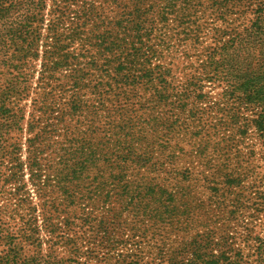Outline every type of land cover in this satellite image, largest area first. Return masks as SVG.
<instances>
[{
    "label": "trees",
    "instance_id": "16d2710c",
    "mask_svg": "<svg viewBox=\"0 0 264 264\" xmlns=\"http://www.w3.org/2000/svg\"><path fill=\"white\" fill-rule=\"evenodd\" d=\"M211 13L219 22L212 30L213 50L190 67L179 88L170 77L173 66L157 63L169 46L160 35L171 29L173 35L182 33L183 41L197 43L204 31L201 16ZM77 41L80 46L69 51ZM57 53L65 55V66L78 56L101 62L89 59L71 67L59 82L51 78L62 63L55 60ZM37 60L40 76L30 81L21 67ZM91 66L95 83L86 81ZM198 72L225 85L226 101H237L222 109L207 135L183 138L181 132L199 124L198 112L187 108L189 91L200 89ZM249 125L264 142V0H0V179L12 187L16 206H24L28 217L17 216L22 236L34 238L38 249L22 256L15 238L0 226V238L7 241L0 264H264V219L257 220L264 215V173L256 165L231 148L236 156L207 162L209 175H196L192 168L168 164L167 154L163 163L152 162L157 153L147 144L137 153L133 148L134 142H234ZM225 129L231 134L217 135ZM140 167L142 173L128 177V169ZM150 169L163 174L162 182L142 191L156 180L144 173ZM26 173L33 194L23 180ZM248 176L253 181L245 186ZM59 186L72 189L60 195ZM197 186L209 191L206 199L196 196ZM251 197L256 198L252 206ZM211 199L212 227L200 215L206 211L203 202ZM99 202L106 208L104 226L91 229L102 239L100 258L95 235L79 247L76 238L55 234L67 252L40 254L41 242L34 237L38 208L52 233L57 231L53 216L63 212L60 223L78 229L79 238L88 221L69 212ZM71 219H79L76 228Z\"/></svg>",
    "mask_w": 264,
    "mask_h": 264
},
{
    "label": "rangeland",
    "instance_id": "374dc122",
    "mask_svg": "<svg viewBox=\"0 0 264 264\" xmlns=\"http://www.w3.org/2000/svg\"><path fill=\"white\" fill-rule=\"evenodd\" d=\"M46 8L44 9V13L47 12L48 8L50 7V1L46 2ZM157 14V13H155ZM160 14V13H158ZM171 17V15H168ZM199 16H201L199 14ZM200 21L204 23V31L199 34L198 39L199 42L197 43H191L189 41L185 42L182 40V33L179 34H174L171 29L165 30L163 34L160 35V38H164V41L169 44L168 48L163 47V55L162 59L160 61H157V63H163V65H172V74H170L171 79L176 85H179V88L183 87L185 79L188 78L189 76V70L190 67H193L192 65H196L199 63H202V61L205 59V53L212 52L213 47H214V39H213V34L212 30L215 26H218L217 23H219L216 19L215 16L211 14H207L204 16H201ZM45 24L48 22V15L45 16L44 20ZM171 33L172 36L169 34ZM43 40H45V30L43 34ZM50 40V39H47ZM80 46V41H77V43H73L69 47V51H73L72 49H77ZM157 47V46H154ZM42 48V46H41ZM58 55H55L56 59L55 60H60L62 63L58 66L55 67L53 70L52 74V79H55L56 81H64L65 80V75L69 74L71 67L75 66H82L85 61L94 60L101 62V59L99 57H77L76 60H72L74 63L70 64L68 66H65L64 63L66 62L65 55L57 53ZM65 54V53H64ZM162 55V56H163ZM154 62V60H152ZM171 63V64H167ZM41 64L40 60L37 61H31L28 63H25L21 67V72H24L25 76L28 78V80L35 81L38 79L40 76V70H41ZM88 73H86L87 80L88 82L95 83V76L94 74L96 71L93 69L91 66L88 70ZM197 78L200 79V89H191L189 91L190 97H189V107L193 108L198 112V125L195 124V127L185 130L184 132H181L183 135V138H186L187 136L193 135L196 136L200 134L201 136L207 135L211 131L210 126L214 123L217 122L222 115V112L224 108L233 106L236 104V99L234 101L230 99L229 101H226L223 96L222 92L225 89V85L218 83L214 80L206 81V79L203 78V75L200 74V72L195 73ZM47 78V75H45ZM45 78V79H46ZM196 78V79H197ZM200 94V95H199ZM197 96H201L197 98ZM199 100H196V99ZM26 104H29L30 100L27 99L25 100ZM27 113L25 114L26 117H28V113L30 112V108H26ZM246 113H249L246 111L245 113L242 114V116H246ZM36 114V112H35ZM187 112L183 114V116H186ZM199 126V127H198ZM200 128V129H199ZM199 129V130H198ZM230 131L228 129L221 130L217 135L219 136H228ZM13 139L15 137L14 134L11 135ZM25 134L22 140H24ZM57 139V137H55ZM11 142H6V144H10ZM24 143V142H22ZM61 143V142H59ZM141 143V144H140ZM147 144L149 150L153 152L154 154L157 153L156 158L152 161L156 163L157 165L160 163H163L165 154L168 155L166 157V161L168 164L172 161V165L174 168L178 167H187V168H192L194 169V172H196V175H200L201 173H206L208 174V170L206 169V163L209 162L212 164V160H216L219 158H233L236 156L232 151L233 149H237V153L241 158H244L246 160H249L252 162V164L256 165V167L259 169L257 172L259 173H264V161L262 160L264 156V142H261V139L259 136L256 134L254 128L249 125L248 127V132L242 136L241 138L239 137L238 141L234 142H191L188 139L186 140H178L177 142H134V151L137 153V151H140L145 145ZM6 145V146H7ZM233 148V149H231ZM226 150H228L226 152ZM23 154H22V159H25V146H23ZM174 152V153H172ZM0 161H2V158L0 157ZM137 167V166H136ZM168 168V167H166ZM153 169L150 170H145V174H149L150 176H156V180L153 183L146 184V187H141L142 191H146L147 188L153 187L157 188L160 187L159 183L162 181L160 180L161 176L159 173H155V171H152ZM142 173L143 169L140 167V169H137L135 171L128 169L127 170V175L128 177H133L134 173ZM212 173V170H210ZM209 175V174H208ZM23 180L27 181V188L32 192L33 185L31 184V180L29 179L28 174L26 173L23 176ZM253 181L252 176H248L243 180V184L245 186H249L251 182ZM156 183V185H154ZM6 182H3L2 179H0V226L4 229L6 234H9V237L15 238L14 243L16 247L21 250L22 256L24 257H30L34 254L37 253V250H35L34 244H32V240L34 239H25L22 236V231H23V224H21L20 220H18L17 216L18 214L20 215H26V210L23 208L24 206L17 205L16 206V201L15 199L10 198L11 194H9V189L12 190V187H8L9 185H5ZM212 185V183H211ZM66 189H72V188H65L63 186H59V188H55L56 192L61 195L62 191H65ZM86 191V190H85ZM196 196L199 198H204L206 199L209 196V191L205 190L201 186L196 187ZM212 193V190H210ZM34 201L37 202V198L34 194ZM256 198L251 197L247 203L252 204ZM258 200V199H257ZM211 202L210 205L207 203ZM262 204L264 207V193L262 197ZM102 203H97L94 205H80L79 208H83V212L80 210H74L69 212L73 216H78L79 217H84L88 221V229L85 231L81 237L77 238L75 237V234H78L79 231L78 229H67L62 226L60 223L61 220H63L64 214L63 212L56 214L52 218V223L57 224V231L55 233H52L49 228L46 227L45 221L42 219V211L40 208L36 210L37 214V222L34 225V230H38V234H35L34 237H38L40 242H41V249L40 254H47L48 252H53L52 254L55 255H62L66 253V248L59 244L56 243V237L55 234H60L64 236L67 240L69 239H74L76 238L78 240V246L79 247H84L85 241H92L94 239V232L91 229V226H104L100 223L102 217L105 215V206H102ZM223 205V204H222ZM203 206L202 209L206 210L204 214H200L202 216L201 222H204L206 220H209V226L212 227V199L211 201L207 200L206 202H203L201 205ZM112 204L108 207L109 209L112 208ZM224 207H226V210H229L230 206L228 201L225 200L224 202ZM224 210V209H223ZM222 211V209L220 210ZM68 213V214H69ZM264 214V209L263 212ZM225 214V213H224ZM28 217V215H26ZM70 216V215H69ZM110 217V215H109ZM76 218V217H75ZM223 220L229 219L227 218L226 215L223 216ZM260 221L261 219H264V215L258 216ZM105 219V218H104ZM130 220V218H128ZM73 221V219H71ZM74 223L72 224V228H76L77 225H79V219H74ZM232 223V222H231ZM101 224V225H100ZM116 225V224H115ZM125 229L124 232H127L129 222H125ZM107 230L109 232L110 237L113 236L114 233V225L112 224V220H110V228L109 224L107 225ZM102 232V231H101ZM103 233V232H102ZM85 239V240H84ZM101 236L100 235H95V245L96 248L98 249L99 253V258L101 257V254L103 253V249H101V245L99 242L101 241ZM7 241L5 239L0 238V255H2L5 251V248H7ZM53 250V251H51ZM111 263L114 262L113 259L110 258L109 260Z\"/></svg>",
    "mask_w": 264,
    "mask_h": 264
}]
</instances>
